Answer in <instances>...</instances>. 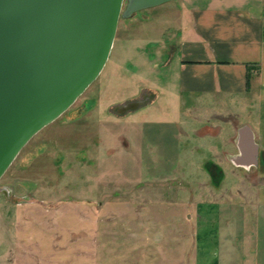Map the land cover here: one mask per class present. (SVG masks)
<instances>
[{
    "label": "rangeland",
    "instance_id": "374dc122",
    "mask_svg": "<svg viewBox=\"0 0 264 264\" xmlns=\"http://www.w3.org/2000/svg\"><path fill=\"white\" fill-rule=\"evenodd\" d=\"M187 8L174 0L121 17L101 75L0 180V264H117L132 238L163 255L171 239L178 244L187 204L214 201L216 188L227 200L237 184L262 181L234 178L227 162L215 167V130L205 127L223 107L180 92ZM141 98L144 107L113 113ZM230 118L218 120L226 143Z\"/></svg>",
    "mask_w": 264,
    "mask_h": 264
},
{
    "label": "crops",
    "instance_id": "0c3cea01",
    "mask_svg": "<svg viewBox=\"0 0 264 264\" xmlns=\"http://www.w3.org/2000/svg\"><path fill=\"white\" fill-rule=\"evenodd\" d=\"M185 3L190 24L179 41L180 92L215 96L223 107L213 114L215 127H205L215 130V167L227 162L234 178L256 174L262 181L237 184L227 200L216 188L214 201H192L170 251L136 249L140 239L132 238L117 264H264V0ZM249 65L258 67L250 83ZM228 100L239 108L227 107ZM225 116L234 126L227 143L219 128Z\"/></svg>",
    "mask_w": 264,
    "mask_h": 264
},
{
    "label": "water",
    "instance_id": "95a60500",
    "mask_svg": "<svg viewBox=\"0 0 264 264\" xmlns=\"http://www.w3.org/2000/svg\"><path fill=\"white\" fill-rule=\"evenodd\" d=\"M171 1L0 0V180L101 75L121 17ZM147 103L129 100L113 113Z\"/></svg>",
    "mask_w": 264,
    "mask_h": 264
},
{
    "label": "trees",
    "instance_id": "16d2710c",
    "mask_svg": "<svg viewBox=\"0 0 264 264\" xmlns=\"http://www.w3.org/2000/svg\"><path fill=\"white\" fill-rule=\"evenodd\" d=\"M252 69H254V70H258V67L257 66H253V65H249V77H248V83H250V71L252 70Z\"/></svg>",
    "mask_w": 264,
    "mask_h": 264
},
{
    "label": "flooded vegetation",
    "instance_id": "af4514ba",
    "mask_svg": "<svg viewBox=\"0 0 264 264\" xmlns=\"http://www.w3.org/2000/svg\"><path fill=\"white\" fill-rule=\"evenodd\" d=\"M141 99H145V98H141Z\"/></svg>",
    "mask_w": 264,
    "mask_h": 264
}]
</instances>
